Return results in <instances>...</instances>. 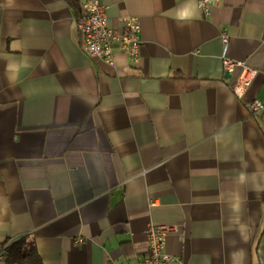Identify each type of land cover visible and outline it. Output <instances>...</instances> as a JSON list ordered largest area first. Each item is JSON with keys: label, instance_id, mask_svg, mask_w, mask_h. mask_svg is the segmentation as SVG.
Returning a JSON list of instances; mask_svg holds the SVG:
<instances>
[{"label": "crops", "instance_id": "1", "mask_svg": "<svg viewBox=\"0 0 264 264\" xmlns=\"http://www.w3.org/2000/svg\"><path fill=\"white\" fill-rule=\"evenodd\" d=\"M85 1L0 0V264L25 237L42 264H137L151 224L184 264H264V0H96L141 23L114 66L81 47Z\"/></svg>", "mask_w": 264, "mask_h": 264}, {"label": "built area", "instance_id": "2", "mask_svg": "<svg viewBox=\"0 0 264 264\" xmlns=\"http://www.w3.org/2000/svg\"><path fill=\"white\" fill-rule=\"evenodd\" d=\"M212 0H199V8L209 11ZM84 15L77 19V26L81 36V47L84 53L91 59L102 60L109 65H115V49L120 50L132 59L139 57L141 46L142 27L136 17H123V28H113L108 23L106 7L96 0H86L84 3ZM222 54L221 60L225 72L232 73L237 67H242V73L232 84L233 92L242 97L248 89L251 78L255 72L243 62L231 58L230 36L227 32L221 34ZM251 115H260L264 112V103L256 100L248 106ZM175 227L168 224H151L147 230L148 252L137 264H184L178 258L166 252V239L169 234L175 232ZM78 243H84V239H78Z\"/></svg>", "mask_w": 264, "mask_h": 264}, {"label": "trees", "instance_id": "3", "mask_svg": "<svg viewBox=\"0 0 264 264\" xmlns=\"http://www.w3.org/2000/svg\"><path fill=\"white\" fill-rule=\"evenodd\" d=\"M3 254L7 264H42L35 246L26 237L12 243Z\"/></svg>", "mask_w": 264, "mask_h": 264}, {"label": "clouds", "instance_id": "4", "mask_svg": "<svg viewBox=\"0 0 264 264\" xmlns=\"http://www.w3.org/2000/svg\"><path fill=\"white\" fill-rule=\"evenodd\" d=\"M188 17V13L187 12H184L182 15H181V19H184V18H187Z\"/></svg>", "mask_w": 264, "mask_h": 264}]
</instances>
